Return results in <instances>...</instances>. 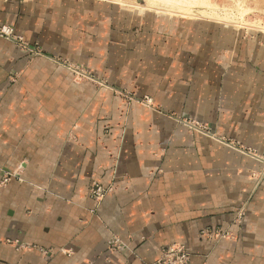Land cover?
<instances>
[{"label":"crops","instance_id":"1","mask_svg":"<svg viewBox=\"0 0 264 264\" xmlns=\"http://www.w3.org/2000/svg\"><path fill=\"white\" fill-rule=\"evenodd\" d=\"M73 5L84 12L70 13ZM88 9L80 0H0V26L99 81L0 38V240L36 247L1 243L0 264H154L177 243L194 264H264L261 165L173 119L198 118L264 154V45L158 18L134 32L131 18L117 28L100 17L106 6ZM75 14L92 28L65 29ZM9 174L19 179L1 186ZM93 182L112 189L100 206ZM241 204L248 214L237 242L200 236L229 226Z\"/></svg>","mask_w":264,"mask_h":264},{"label":"rangeland","instance_id":"2","mask_svg":"<svg viewBox=\"0 0 264 264\" xmlns=\"http://www.w3.org/2000/svg\"><path fill=\"white\" fill-rule=\"evenodd\" d=\"M85 4V8L87 9V13L93 12L88 8L94 6H106L107 13L101 15L100 17L106 16V19L110 21V23H116L117 28H125L129 27L130 18L132 21V28L134 32H137L140 27V21L158 18L159 21L167 22V21H182V22H191L193 24L200 25L201 23L210 24L214 26H218L222 30H228L229 32H237L241 35V39H244L245 42L248 40H257V42L264 45V0H197L198 2H202L201 4L195 1L192 9L202 10L205 9L204 13L208 14H198L186 16L182 14H178L180 10H176L175 13L171 11L159 12L155 8H150L153 0H142L140 3L139 0H127L128 4L124 5L118 1L114 0H80ZM158 2H167V3H175L179 4L180 0H154ZM185 7H191L192 1L190 0H181ZM187 1H189V6ZM191 2V3H190ZM181 3V2H180ZM191 4V5H190ZM200 4V5H196ZM130 7H128V6ZM195 5V6H194ZM206 7H205V6ZM71 6V5H70ZM158 6H160L158 4ZM204 6V8L202 7ZM52 7L55 9L58 14H60V5L53 4L48 5V8ZM79 5H73V8L69 11L70 13H83L84 10L78 9ZM148 7V10H143L140 8ZM175 7V6H171ZM194 7V8H193ZM80 8V7H79ZM198 8V9H197ZM202 8V9H201ZM138 9V10H137ZM199 12V11H198ZM97 13V11H96ZM171 13V14H170ZM100 14V13H99ZM173 14V15H172ZM211 14V15H210ZM56 18V17H55ZM60 18V17H59ZM87 16L81 17L77 14L68 15L69 25L65 29H76L77 27H87L92 28V20H87ZM93 19V17H91ZM236 19V20H235ZM232 21V22H231ZM241 21V22H240ZM96 22V20H95ZM49 24V22H48ZM0 38H4L10 42L15 43L22 52H27L31 57H45L48 58L49 61L67 69L70 73H72L75 77H82L88 80V82H92L99 86V81L95 80V77L91 75L87 68L62 58L57 57H47L46 54L42 51L41 46L39 44H31L28 41L24 40V38L16 36L12 27L10 26H0ZM120 97L124 98L128 102H138L145 107L149 108H157L156 104L153 102L151 97H144L142 99H136L131 93L126 90H119L117 93ZM173 119L182 127L186 128L187 132L196 135L198 137L210 140L212 142H216L221 144L222 146H227L232 150L239 152L246 156L247 158L252 159L257 164L261 165L262 171L264 172V154H260L256 149L250 148L244 145H241L236 139L233 137H229L226 134H220L216 132V129L212 124L202 121L198 118L188 116H175ZM19 179L18 175L9 174L5 176L3 181L1 182V186H6L12 179ZM98 188H103L105 192V196L102 199H98L96 196V190ZM110 187H104L98 182H93L89 189L90 199L97 205L100 206L105 199L111 193ZM247 205L241 204L235 211V218L233 222L227 227H214V228H206L200 232V236L203 239H206L208 242H211L212 246H218L222 242L235 243L238 240V236L236 233V228H239L243 225L244 220L248 214ZM5 246H9L15 248L18 251H26V250H35L36 247L31 244L22 243L19 240L6 239L0 244ZM122 244V243H121ZM120 242H112L110 244V249L112 251L118 249L120 247ZM43 254H48V252L42 250ZM195 255L190 250V248L186 244L177 243L166 246L162 249L161 257L154 264H194Z\"/></svg>","mask_w":264,"mask_h":264},{"label":"bare ground","instance_id":"3","mask_svg":"<svg viewBox=\"0 0 264 264\" xmlns=\"http://www.w3.org/2000/svg\"><path fill=\"white\" fill-rule=\"evenodd\" d=\"M114 1H118V2H120V3H123L124 5H126V3L128 4V2H127V0H114ZM190 1H192V0H190ZM197 1V0H196ZM139 2L141 3L142 2V0H139ZM181 2V3H180ZM180 2H179V4L177 3V4H173V3H167L166 1L165 2H158V1H155L154 2V0L152 1V4L150 5V8L149 9H151V8H155L157 11H159V12H166V11H171L172 13H175V15H176V10H180L179 11V13L178 14H182V15H188V16H191V15H198V14H203V15H208V14H206V13H204V11H205V9H202V10H194V9H192V6H193V4H194V2L195 1H192L193 3H192V5H191V7H185L184 5H183V2L180 0ZM198 2V1H197ZM189 3V1H187V3L186 4H188ZM191 3V2H190ZM198 3H202V2H198ZM158 4L160 5V6H158ZM200 4H196V5H200ZM128 6V5H127ZM171 6H175V7H171ZM187 6H189V4L187 5ZM195 6V5H194ZM205 6V5H204ZM204 6H202L203 8H204ZM128 7H130V6H128ZM199 7H201V5L199 6ZM206 7V6H205ZM194 8V7H193ZM140 9H143V10H148V7H146V8H144V7H142V8H140ZM174 9H176L175 11H173ZM198 9V8H197ZM138 10V9H137ZM199 11V12H198ZM167 13V12H166ZM171 14V13H170ZM173 15V14H172ZM211 15V14H210ZM236 20V19H235ZM232 22V21H231ZM241 22V21H240Z\"/></svg>","mask_w":264,"mask_h":264},{"label":"built area","instance_id":"4","mask_svg":"<svg viewBox=\"0 0 264 264\" xmlns=\"http://www.w3.org/2000/svg\"><path fill=\"white\" fill-rule=\"evenodd\" d=\"M96 196L98 197V199L104 198L105 192L103 188H98V190H96Z\"/></svg>","mask_w":264,"mask_h":264}]
</instances>
